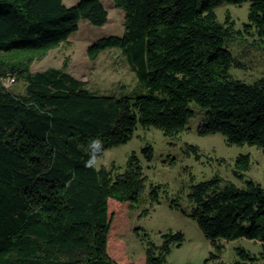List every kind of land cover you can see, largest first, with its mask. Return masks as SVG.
Wrapping results in <instances>:
<instances>
[{"label":"trees","instance_id":"trees-1","mask_svg":"<svg viewBox=\"0 0 264 264\" xmlns=\"http://www.w3.org/2000/svg\"><path fill=\"white\" fill-rule=\"evenodd\" d=\"M125 13L121 37L99 39L87 49L94 61L119 48L148 92L136 98L98 96L86 82L60 69L31 72L34 62L68 42L80 20L103 27L108 12L100 0H0V264H117L109 252L110 203H137L145 178L131 153L124 167H87L88 148L128 143L140 125L166 137L186 131L198 106L201 136L219 133L229 145L264 149V77L234 79L239 64L230 43L240 35L215 9L222 2H249L244 32L264 45V0H112ZM24 80L20 94L6 90L7 75ZM151 161L153 149L142 150ZM243 178L250 155L237 159ZM152 187L151 207L160 203ZM196 220L214 251L204 264H222L219 241L259 243L260 256L238 247L234 264L264 258V188H243L218 179L199 183L188 196ZM138 234L137 230H135ZM155 244L147 235L143 264H168L185 241L168 232Z\"/></svg>","mask_w":264,"mask_h":264},{"label":"rangeland","instance_id":"rangeland-1","mask_svg":"<svg viewBox=\"0 0 264 264\" xmlns=\"http://www.w3.org/2000/svg\"><path fill=\"white\" fill-rule=\"evenodd\" d=\"M100 1L108 12L107 23L103 27H96L80 20L78 31L70 36L68 42L34 62L31 72L60 69L67 62L66 72L86 82V88L98 96L136 98L146 95V86L131 70L121 49H106L94 61L88 58L87 49L99 39L121 37L124 33V11L116 8L112 0ZM78 2L63 0L67 7L75 6ZM215 12L220 23L228 18L234 29L240 32L227 47L239 64L231 69L232 77L247 83L264 77V45L255 41L252 33L244 32L248 23L249 2L239 6L222 2ZM23 88L24 80L18 78L9 91L20 94ZM192 110L195 115L190 119L186 131L177 136L166 137L156 128L144 129L138 125L128 143L108 150L101 147L99 151L94 165L97 168H109L113 163L124 167L127 157L136 153L145 178V187L137 203L129 206L111 202L109 206L112 217L109 252L117 264H143V235L160 244L161 236L170 231L181 232L185 241L181 247L172 249L166 258L168 264H204L214 247L196 220L189 216L193 207L188 198L192 187L218 179L221 188L227 184L243 188L246 181L259 183L264 188V149L229 145L219 133L199 135L203 112L195 104ZM147 146L153 149L151 161L142 152ZM241 155L251 157V167L243 178L236 175L239 171L237 159ZM156 186H162L159 190L160 203L151 207L150 193L152 187ZM219 242L223 246L219 260L222 264H234L239 259L236 253L238 247L249 250L257 257L261 253L259 243L246 239ZM258 264H264V258Z\"/></svg>","mask_w":264,"mask_h":264},{"label":"built area","instance_id":"built-area-1","mask_svg":"<svg viewBox=\"0 0 264 264\" xmlns=\"http://www.w3.org/2000/svg\"><path fill=\"white\" fill-rule=\"evenodd\" d=\"M16 80H17L16 75L10 74L1 80V85L4 89L9 90L10 87L16 82ZM95 146H97L98 149H96ZM100 149H101V144L98 140H95L90 144L88 148L89 159L86 163L87 167H92L96 164Z\"/></svg>","mask_w":264,"mask_h":264},{"label":"bare ground","instance_id":"bare-ground-1","mask_svg":"<svg viewBox=\"0 0 264 264\" xmlns=\"http://www.w3.org/2000/svg\"><path fill=\"white\" fill-rule=\"evenodd\" d=\"M95 148H96V149H98V147H97V146H95Z\"/></svg>","mask_w":264,"mask_h":264}]
</instances>
